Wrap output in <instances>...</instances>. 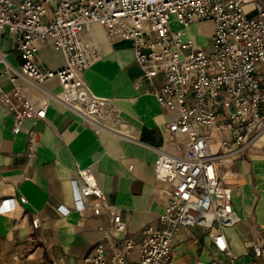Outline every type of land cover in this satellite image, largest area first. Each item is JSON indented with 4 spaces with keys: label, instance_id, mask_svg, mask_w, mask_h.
I'll list each match as a JSON object with an SVG mask.
<instances>
[{
    "label": "built area",
    "instance_id": "obj_1",
    "mask_svg": "<svg viewBox=\"0 0 264 264\" xmlns=\"http://www.w3.org/2000/svg\"><path fill=\"white\" fill-rule=\"evenodd\" d=\"M253 4L246 13L244 6ZM215 24L207 46L190 32L195 22ZM97 22L111 39L133 42L142 79L163 73L164 82L154 94L161 106L177 117L167 124V141L186 137L182 154L155 148V176L171 191L160 213L161 227L148 225L138 244L127 240L108 254L104 243L84 258L87 264H171L172 248L180 229L202 226L216 229L214 246L220 259L204 264H263L262 246L252 244L253 259L240 262L224 229L241 221L234 208L236 176L231 161L253 148L264 151V0H0V34L10 31L21 56L19 66L0 54V103L14 116L12 131L21 132L26 120L45 119L47 104L34 102L22 89L5 90L2 80L17 78L43 88L56 78L59 92L47 95L80 115L96 130L106 129L125 137L103 117L102 100L91 95L84 72L101 59L98 47L81 37ZM172 22L181 27L172 28ZM188 36L187 38H185ZM51 39L65 64L45 67L38 58L41 44ZM140 81L134 84L138 87ZM40 134L30 131L28 158L37 154ZM74 208L59 205L67 215L110 214L112 230L127 228L121 211L113 205L90 167L79 168L71 180ZM90 198L94 201L91 203ZM19 201L25 203L26 197ZM13 210L10 198L0 201V213ZM41 219L32 218V227ZM106 240L113 235L107 232ZM139 258L130 261L135 247Z\"/></svg>",
    "mask_w": 264,
    "mask_h": 264
},
{
    "label": "crops",
    "instance_id": "obj_2",
    "mask_svg": "<svg viewBox=\"0 0 264 264\" xmlns=\"http://www.w3.org/2000/svg\"><path fill=\"white\" fill-rule=\"evenodd\" d=\"M206 25L212 27L208 32L203 31ZM214 26L212 20L195 22L190 32L195 40L203 38L209 43ZM81 37L96 44L101 54V59L84 72L89 91L102 100L103 117L125 137L94 129L80 115L51 99L45 90H61L56 78L43 84L45 90L23 78L15 83L2 80L5 90L19 87L34 102L46 103L47 115L37 122L26 120L21 132L15 134L14 116L0 103V201L10 198L13 204L11 212L0 213V264H87L84 258L99 243L111 254L129 239L138 244L148 225H163L160 213L172 186L155 176V148L182 154L186 141L185 136L173 142L165 139L167 124L177 117L161 106L154 94L165 77L159 73L152 80L142 79L133 42L111 39L97 22L90 23ZM3 53L12 65L19 66L21 56L8 30L0 34ZM38 58L52 69L65 64L51 39L40 45ZM135 81H140L138 87ZM33 128L39 132L40 142L36 156L28 158ZM84 167L91 168L109 201L121 211L127 224L124 232L112 230L107 210L97 216L58 211L59 205L74 208L71 180ZM231 169L237 174L232 177L236 181L233 203L241 221L224 229L226 237L244 263L253 259L252 244L259 243L264 264V151L251 149L232 160ZM20 196L27 201L21 203ZM34 216L41 219L36 229L32 227ZM107 232L112 233V242L106 240ZM216 233V229L202 226L181 228L173 243L171 264L220 259L214 246ZM138 258L136 246L129 260Z\"/></svg>",
    "mask_w": 264,
    "mask_h": 264
},
{
    "label": "rangeland",
    "instance_id": "obj_3",
    "mask_svg": "<svg viewBox=\"0 0 264 264\" xmlns=\"http://www.w3.org/2000/svg\"><path fill=\"white\" fill-rule=\"evenodd\" d=\"M244 9H245V12L246 13H250V12H252L253 11V9H254V6H253V4H248V5H245L244 6ZM180 25L177 23V22H172V28L173 29H175V30H178V29H180ZM212 27L210 26V25H206L204 28H203V31H206V32H208V31H210V29H211ZM214 29V28H213ZM197 29H195V31H196ZM194 31V34H195V36H197L196 35V32ZM192 34V33H191ZM188 36H186L185 38H187ZM198 37V36H197ZM199 38H201V37H199ZM196 40H197V43L198 44H200V45H202V46H207L208 45V42H206V39H198V38H196ZM243 154H245V153H243ZM229 182L230 183H232V184H235L236 183V181L235 180H233V179H229Z\"/></svg>",
    "mask_w": 264,
    "mask_h": 264
}]
</instances>
